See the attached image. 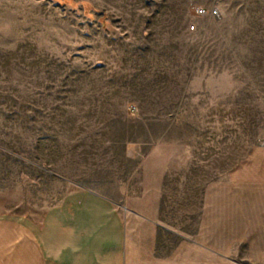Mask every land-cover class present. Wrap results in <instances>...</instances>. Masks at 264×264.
Listing matches in <instances>:
<instances>
[{
  "label": "rangeland",
  "instance_id": "rangeland-1",
  "mask_svg": "<svg viewBox=\"0 0 264 264\" xmlns=\"http://www.w3.org/2000/svg\"><path fill=\"white\" fill-rule=\"evenodd\" d=\"M147 132L168 155L116 154ZM123 162L135 264L189 258L191 179L263 178L264 0H0V216L41 223Z\"/></svg>",
  "mask_w": 264,
  "mask_h": 264
},
{
  "label": "crops",
  "instance_id": "crops-1",
  "mask_svg": "<svg viewBox=\"0 0 264 264\" xmlns=\"http://www.w3.org/2000/svg\"><path fill=\"white\" fill-rule=\"evenodd\" d=\"M126 136L115 151L123 161L168 155L154 146L149 132L140 135V140ZM244 167L258 170L259 164H240V170ZM135 168L125 162L112 167L107 179L71 193L48 210L41 223L0 216V264H135L128 215L136 214L130 204L146 201L147 195L134 193ZM204 181L191 179L192 186L201 191L190 196V240L185 246L190 247V254L183 257L181 242L175 264H264V173L261 180L258 174L244 173L236 181L227 178L229 185L234 183L232 189L217 200L215 179ZM176 202H183L181 191ZM120 204H127V213ZM176 232L183 235L182 227H176Z\"/></svg>",
  "mask_w": 264,
  "mask_h": 264
},
{
  "label": "built area",
  "instance_id": "built-area-1",
  "mask_svg": "<svg viewBox=\"0 0 264 264\" xmlns=\"http://www.w3.org/2000/svg\"><path fill=\"white\" fill-rule=\"evenodd\" d=\"M195 12H196L197 15H204V14L209 13L213 17H218L220 15L219 14V10L216 7L211 8L210 10H207L204 7H198V8H196ZM190 28L194 29L195 26L192 25Z\"/></svg>",
  "mask_w": 264,
  "mask_h": 264
}]
</instances>
